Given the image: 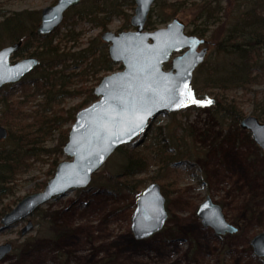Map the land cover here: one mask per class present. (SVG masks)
<instances>
[{
    "label": "rangeland",
    "instance_id": "1",
    "mask_svg": "<svg viewBox=\"0 0 264 264\" xmlns=\"http://www.w3.org/2000/svg\"><path fill=\"white\" fill-rule=\"evenodd\" d=\"M237 1L245 7L256 3L264 8V0H231L230 4L228 0H223L222 5L225 7L228 3V9L225 16H222V21L235 22L237 13L231 10L235 8L232 7ZM201 2L166 0L161 5L154 2L149 18L156 24L148 30L153 31L168 24L161 22L162 18L158 13L168 15L174 12L171 20L175 17L182 19L189 33L192 30V20L204 5ZM54 3V0H0V10L43 9ZM216 5L214 2L212 7ZM126 9L128 18L115 17L107 29L95 25L89 19H73L62 26V30L73 28L78 33V39L68 42L66 46V50L75 53L68 61L69 72L79 71V51L87 47L92 39H102L101 34L104 31L118 33L134 29L130 20L135 9ZM211 27L212 30L204 36L208 40V52L204 62L208 61L210 67L228 58L224 53L217 52L215 44L223 28L218 33V25ZM213 31H217L215 36L212 35ZM107 44L106 50L109 53V43ZM256 51L264 57V46H257ZM22 58L24 56L13 57L14 60ZM99 62L102 63L97 64L100 71L85 78L86 84L93 85L97 77L103 78L123 69L120 63L112 61V66L108 69L104 68L107 62ZM197 69L193 80L201 98L220 91L218 88L206 89V72ZM257 72L260 71L255 73ZM80 85L81 81L74 83V87ZM36 87L31 81L25 88L14 86L8 89L11 98L20 101V116L31 121L46 113L54 115L56 101L60 103V107L69 109L85 97L84 94L73 98L51 94L49 100L45 94L36 93ZM191 88L193 90V81ZM227 95L241 107L243 118L254 115L264 122L260 119L258 104L264 95V75H260L256 83L245 88L227 90ZM2 96L0 93V119L6 112ZM47 101L49 110L43 105ZM172 113L158 115L141 143L132 142L127 145L144 150L152 158L163 137L162 133H158V128L164 127L162 131L168 137L178 136L185 147L198 151L194 159L181 161L180 165L184 163L187 170H179L169 178L178 179V185L170 190L167 200L169 218L161 231L148 238H136L132 230V217L139 195L127 190L110 191L104 185L93 184L92 178L87 187L71 189L64 195L49 200L29 217L8 228H2L1 220L10 210L0 213V244L11 242L13 245V250L0 264H264V257L257 256L251 244L257 234L264 232L263 149L255 142L251 132L241 126L243 118L239 123L230 120L221 122L207 102L199 107L192 106L178 111L176 115ZM73 123L69 120L65 127L71 128ZM0 124L7 127L1 120ZM59 136V130H51V133L41 138V147L52 151L47 155L42 154L40 158L27 160L28 166L16 177L13 194L5 198V203L15 201L16 206L23 197L44 190L46 185L41 189L35 188L45 180L48 183L54 176L57 166L52 175L49 172L53 160L58 158L61 162L71 159L64 151L60 153L55 150ZM141 138L142 136L137 140ZM15 145V141L7 137L0 140V151L7 152ZM117 150L97 172L118 170L124 159ZM160 169L157 164H152L150 170L137 177L146 179L145 184L148 185L152 182V176L161 174ZM207 196H211L222 206L228 221L239 227L238 232L219 236L211 227L202 224L197 210ZM1 210L0 207V212ZM29 221L33 223V228L23 235L22 229Z\"/></svg>",
    "mask_w": 264,
    "mask_h": 264
},
{
    "label": "trees",
    "instance_id": "2",
    "mask_svg": "<svg viewBox=\"0 0 264 264\" xmlns=\"http://www.w3.org/2000/svg\"><path fill=\"white\" fill-rule=\"evenodd\" d=\"M201 1L204 5L192 20V30L189 33L204 37L212 30L211 26L214 24L218 25V33L223 28L220 38L215 41V44L217 52L224 53L228 58L218 62V64L214 63L211 67L208 61L199 66L198 71L204 70V73L206 72L205 88H218L220 91L214 95L208 94L201 98L193 80L194 102L192 106L199 107L204 102L211 101L208 104L213 107L221 122L230 120L239 123L244 117V112L234 99L228 98L227 90L245 88L256 83L260 75H264V57L256 51L257 46H264V8L257 6L256 3L245 7L237 1L232 7L235 8L231 10L235 14L237 13V18L234 23H228L222 21V16L226 14L225 11L228 9V3L224 7L222 5L223 0ZM228 1L229 4L232 3L231 0ZM163 2L166 3V0H157L155 4L161 5ZM214 2L217 5L212 7ZM182 3L185 4V2ZM126 8L134 10L135 1L83 0L79 5L72 7L65 13L62 24L49 35L37 34L41 9L0 10V48L6 44L22 40V46L13 57L37 56L41 61L40 65L20 82L11 83L16 85L7 84L4 88H0V93L3 95L1 100L6 105V112L0 120L8 128V138L16 143L13 149L7 152L0 151L1 214L11 210L16 203L15 201L5 203L4 200L13 194L16 177L28 166L27 160L33 157L40 158L42 154L47 155L48 152L52 151V149L41 147V138L51 133V130H59L60 138L55 150L63 153V147L68 140L70 131L69 126L65 127L67 122L69 120L75 122L77 112L97 100L94 89L102 77H97L96 83L93 85L86 84L84 79L90 74H97L100 71L97 68L100 60L107 62V65L104 64V68L109 69L112 66V60L106 50L108 44L97 37L92 39L87 47L79 51V64H77L79 71L69 72L68 61L75 53L66 50V46L68 42L78 39V33L73 28L62 30V26L73 19H89L95 25L107 29L115 17L128 18L129 13ZM174 14V12L168 15L158 13L163 23H168ZM155 24V21L150 17L146 28H154ZM217 31H213L212 35L215 36ZM166 66L170 65L167 64ZM258 70L260 72L256 74L255 72ZM31 81L37 86L36 93L45 94L47 97L51 94L66 98L80 97L84 94L85 97L80 103L69 109L60 107V103L56 101L57 106L54 115H46V113L42 116H36L31 121L20 116V101L11 98L8 90L14 86L25 88ZM78 81H81V85L74 87V83L76 84ZM258 104L260 106V119L264 120V95L261 96ZM43 105L45 109L49 110L48 101ZM177 113L172 114L176 115ZM163 128H158L160 130L158 133H162L163 137L159 141L160 146L157 145L156 153L152 158H149L148 153L144 150L138 149L134 145L132 147L123 145L117 150L124 159L118 170L95 173L93 184L104 185L110 191L123 192L127 190L140 195L142 193L141 188H145L147 185L145 184L146 179L137 176L150 170L152 164H157L161 168L159 170L161 174L152 176V182H160L162 191L168 200L170 190L173 186L178 185V179L169 180L171 174L179 170H187L188 167L184 163L180 165L181 161L194 159L198 155V151L192 147H185L182 139L178 136L168 137L162 131ZM157 137H159L158 134ZM147 146L145 147L147 148ZM40 150H44V152ZM59 162L58 158L53 160L49 171L51 175ZM165 179L167 180L164 181ZM46 183L47 180L43 181L35 189H41Z\"/></svg>",
    "mask_w": 264,
    "mask_h": 264
},
{
    "label": "water",
    "instance_id": "3",
    "mask_svg": "<svg viewBox=\"0 0 264 264\" xmlns=\"http://www.w3.org/2000/svg\"><path fill=\"white\" fill-rule=\"evenodd\" d=\"M131 17L134 29L118 33L106 30L101 34L109 43V56L122 70L104 76L94 89L93 103L79 110L63 147L70 160L58 163L54 176L44 190L23 197L2 217V228H8L29 217L49 200L71 189L87 187L93 174L101 169L114 152L123 145L139 144L161 113L185 110L193 104L191 84L195 70L208 52L205 37L188 33L186 23L173 18L165 27L146 29L152 5L156 0H134ZM82 0H57L41 9L38 35H49L61 25L65 13ZM23 41L0 48V88L18 83L40 65L37 56L14 60ZM170 64V68L166 65ZM255 142L264 151V122L249 115L241 121ZM9 135L0 124V140ZM142 136L141 139L137 140ZM167 198L159 182H151L138 196L132 217V230L138 239L161 231L169 218ZM197 214L202 224L219 236L236 233L223 208L211 196L199 205ZM33 228L31 221L22 229L25 235ZM254 252L264 257V232L251 241ZM13 250L11 242L0 244V262Z\"/></svg>",
    "mask_w": 264,
    "mask_h": 264
},
{
    "label": "flooded vegetation",
    "instance_id": "4",
    "mask_svg": "<svg viewBox=\"0 0 264 264\" xmlns=\"http://www.w3.org/2000/svg\"><path fill=\"white\" fill-rule=\"evenodd\" d=\"M204 46H207V44H205V45H201V46L199 47V49L203 48ZM224 235H225V234H224Z\"/></svg>",
    "mask_w": 264,
    "mask_h": 264
},
{
    "label": "snow or ice",
    "instance_id": "5",
    "mask_svg": "<svg viewBox=\"0 0 264 264\" xmlns=\"http://www.w3.org/2000/svg\"><path fill=\"white\" fill-rule=\"evenodd\" d=\"M208 103H211V101H208Z\"/></svg>",
    "mask_w": 264,
    "mask_h": 264
}]
</instances>
